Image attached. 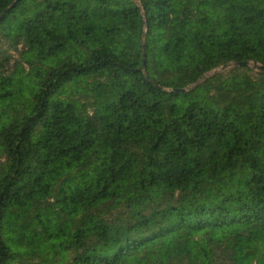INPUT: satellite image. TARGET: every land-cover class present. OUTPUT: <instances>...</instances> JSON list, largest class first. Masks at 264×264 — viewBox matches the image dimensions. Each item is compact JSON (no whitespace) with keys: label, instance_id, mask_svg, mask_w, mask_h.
Instances as JSON below:
<instances>
[{"label":"trees","instance_id":"obj_1","mask_svg":"<svg viewBox=\"0 0 264 264\" xmlns=\"http://www.w3.org/2000/svg\"><path fill=\"white\" fill-rule=\"evenodd\" d=\"M137 1L0 0V264H264V0Z\"/></svg>","mask_w":264,"mask_h":264},{"label":"rangeland","instance_id":"obj_2","mask_svg":"<svg viewBox=\"0 0 264 264\" xmlns=\"http://www.w3.org/2000/svg\"><path fill=\"white\" fill-rule=\"evenodd\" d=\"M135 2L138 3L137 0H135ZM137 5L139 6V4H137ZM234 67H235L234 64H228V66L226 65V67H225V66H221V67H219V68H217V69H215V70L209 72V73L207 74V76H211V75H214V74H223V73H225L226 71L233 69ZM248 68L250 69V71H251L253 74H256V73L259 72V69H258L259 67H258V65H254L253 63H250Z\"/></svg>","mask_w":264,"mask_h":264},{"label":"water","instance_id":"obj_3","mask_svg":"<svg viewBox=\"0 0 264 264\" xmlns=\"http://www.w3.org/2000/svg\"><path fill=\"white\" fill-rule=\"evenodd\" d=\"M239 65H242V66H248L249 67V63H240ZM254 65H257L256 63H254ZM228 66V65H227ZM226 67V65H225ZM205 77H207V74L205 75ZM203 81V79L201 80ZM201 81H199L198 83L194 84L193 86L199 84ZM189 87L185 88V89H181V90H174V92H186L188 90Z\"/></svg>","mask_w":264,"mask_h":264}]
</instances>
